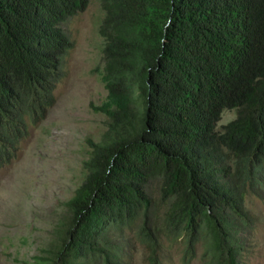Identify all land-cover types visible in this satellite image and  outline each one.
I'll return each mask as SVG.
<instances>
[{
  "label": "trees",
  "instance_id": "trees-1",
  "mask_svg": "<svg viewBox=\"0 0 264 264\" xmlns=\"http://www.w3.org/2000/svg\"><path fill=\"white\" fill-rule=\"evenodd\" d=\"M90 0H0V170L54 104L63 24ZM107 118L50 264H124L135 230L148 264L164 243L207 264H244L264 191V0H99ZM235 120L217 131L225 110ZM158 184L157 211L147 190Z\"/></svg>",
  "mask_w": 264,
  "mask_h": 264
},
{
  "label": "rangeland",
  "instance_id": "rangeland-1",
  "mask_svg": "<svg viewBox=\"0 0 264 264\" xmlns=\"http://www.w3.org/2000/svg\"><path fill=\"white\" fill-rule=\"evenodd\" d=\"M103 18L99 0H90L85 10L63 24L72 46L63 57L54 104L42 122L29 127L16 158L0 170V264H50L68 225L66 203L84 179L90 143H99L106 130L107 118L94 110L107 97L98 33ZM236 117L234 109L223 111L217 131ZM147 193L163 212L158 184L150 185ZM245 207L256 224L243 262L264 264V191L245 196ZM110 235L122 263L148 264L147 249L135 230ZM164 244L162 264H207L201 240L194 256L184 255L178 243Z\"/></svg>",
  "mask_w": 264,
  "mask_h": 264
}]
</instances>
